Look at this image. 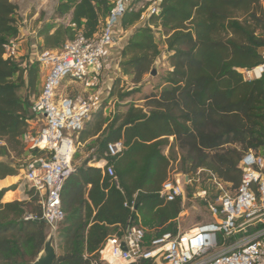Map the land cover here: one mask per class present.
Returning <instances> with one entry per match:
<instances>
[{
	"label": "trees",
	"instance_id": "trees-1",
	"mask_svg": "<svg viewBox=\"0 0 264 264\" xmlns=\"http://www.w3.org/2000/svg\"><path fill=\"white\" fill-rule=\"evenodd\" d=\"M110 8V0H64L56 6L53 21L69 17L70 24L91 38ZM142 11L126 13L121 30L139 24ZM15 12L13 2L0 0V180L27 167L14 161L27 158L22 137L34 118L31 107L38 96L30 101L36 93L38 62L2 57L3 44L19 34ZM156 31L168 53L162 86L145 96L141 107L126 104V110L111 119L102 108L78 134L80 143L96 137L87 149H94L90 159L105 158L108 143L122 141L124 150L108 159L115 180L86 167L87 161L66 179L54 264H100L97 251L103 241L117 225L135 222L137 215L154 231L153 237L176 235L180 203H166L158 196L176 158L181 174L202 170L201 179L212 175L235 190L242 179V158L248 152L264 156V72L252 80L243 75L264 63L260 1L162 0L159 13L132 32L120 53L118 67L134 87L142 84L160 55ZM36 36L42 40L37 46L42 52L60 49L74 32L65 24L42 22ZM123 83L122 78L113 81L109 98L123 102L129 97L117 90ZM24 89L32 95L23 96ZM15 188L0 189V264H33L47 238V225L34 190L26 192L24 200L3 202L4 194ZM131 202L133 212L124 207Z\"/></svg>",
	"mask_w": 264,
	"mask_h": 264
},
{
	"label": "built area",
	"instance_id": "built-area-1",
	"mask_svg": "<svg viewBox=\"0 0 264 264\" xmlns=\"http://www.w3.org/2000/svg\"><path fill=\"white\" fill-rule=\"evenodd\" d=\"M11 1V0H10ZM162 0H110L111 8L97 32L86 38L81 29L67 24L74 38L58 50H44L36 55L43 82L32 102L33 120L22 137L29 163L23 180L39 196L42 220L52 232L64 219L60 193L74 172L73 158L77 136L92 115L100 111L102 78L107 66V50L112 46L122 17L137 5L143 9L139 24L159 13ZM264 13V0H259ZM12 2V1H11ZM146 7V8H145ZM136 11V10H135ZM23 27L16 38L2 46L4 60H16L24 54ZM264 72V63L257 67ZM255 70V69H254ZM253 70V72H254ZM262 72V73H263ZM250 75L252 72H244ZM78 85L74 96L59 95V89ZM40 123L33 133L32 125ZM124 150L122 141L108 143L100 160H89L88 166L101 170L115 180L110 158ZM39 164L38 168L34 165ZM242 179L239 187L223 183L212 175L201 179L195 175L175 174L161 185L159 198L166 203L179 201L184 208L185 193L193 190V198L206 207L212 218L184 233H164L147 241L145 230L130 220L117 225L97 251L100 264H264V156L248 152L241 160ZM204 183V185H202ZM132 212L133 202L124 204ZM26 219H32L27 216Z\"/></svg>",
	"mask_w": 264,
	"mask_h": 264
},
{
	"label": "rangeland",
	"instance_id": "rangeland-1",
	"mask_svg": "<svg viewBox=\"0 0 264 264\" xmlns=\"http://www.w3.org/2000/svg\"><path fill=\"white\" fill-rule=\"evenodd\" d=\"M13 4L16 6V12L14 14V18L17 22V24L20 25V27H23L24 31L25 29H34L38 22H45L48 21L51 25H59V24H65L66 25V19H60L53 21L54 18V11L58 3L63 2L64 0H11ZM137 5L132 8L133 11L137 10ZM142 24H137L135 27H132L128 31V38L132 34V32L138 28L142 27ZM25 34V32H24ZM121 35V33H120ZM27 38V44L30 45V47H27V49L24 51V54L18 58L19 62L27 63H33L36 62V55L39 53L37 44H35L34 39L29 36ZM122 36V35H121ZM120 36V37H121ZM155 42L158 46V49L160 51L159 57L155 60L152 70L150 73L145 75L143 77V81L141 85H138L134 87V85L131 83L130 77H125L124 83L118 85L117 90L121 94L130 93L129 97L125 99L123 102H117L111 98L108 97L106 101H103L102 106L104 109V112L106 113V118L111 119L115 113L117 112H124L126 110L125 105L129 103H133L136 106L143 105V102H140L145 96L149 95L152 92H157L160 86H162V78L168 71V53L166 52L165 43H164V37L159 31H156L154 34ZM155 72V75H152L151 72ZM252 73L250 75H247L246 73H243L246 80H252L256 79L257 76L251 71ZM66 84L63 83L61 88L59 89V95H67V96H74L78 94L80 91L79 87L72 86L70 88H65ZM40 86L35 87V94L32 95V93L29 91L26 92V89L22 91V95H32L30 96V101L32 102L36 95L39 93ZM111 99V100H110ZM91 120V118H90ZM40 123L37 121L31 126L32 132L35 133L39 129ZM169 141H172V138L169 139ZM90 145V144H89ZM85 146H78L73 158V166L76 168L80 165V159L82 158L84 152L86 151ZM25 156V154H24ZM26 157V156H25ZM28 158V157H27ZM25 159L22 163L19 161H14V165H20V164H27L29 163L28 159ZM89 168H92L91 166H88ZM179 159L176 158L174 161L170 163V166L168 168V176H172L175 174H181L179 171ZM25 170H20L19 174L15 176L14 184L16 186L15 190H18L20 192L21 197H25V193L30 191L28 184L23 180ZM10 182V181H9ZM193 190H187L185 193V204L184 208H181V212L176 220L177 223V233H184L192 228H194L197 225L204 224L207 222H210L212 220L209 211L206 207H204L200 201L195 200L193 198ZM135 225H138L142 228H144L146 233L147 241L153 239L154 231L149 229L143 222L142 218L140 217V222L136 220L134 222ZM52 231L47 226L46 228V235L51 233ZM54 234L53 238V245L56 250V255L58 254L57 251V240L55 232H52Z\"/></svg>",
	"mask_w": 264,
	"mask_h": 264
},
{
	"label": "crops",
	"instance_id": "crops-1",
	"mask_svg": "<svg viewBox=\"0 0 264 264\" xmlns=\"http://www.w3.org/2000/svg\"><path fill=\"white\" fill-rule=\"evenodd\" d=\"M45 22L48 23V21H45ZM68 23H69V17L66 18V25ZM41 25H42V22L39 21L38 25L33 30L32 29H25V31H24L25 34L23 32V35H25V39L22 41V49H23V51H25L27 49V47H30V45L27 44V41H28L29 38H27L28 36H26V35L31 36L34 39L35 44H37V46H41L42 45V40L40 38H37V36H36V32L40 28ZM128 32H129L128 30L127 31H123L119 27L117 29L115 40H114L112 46H110V48L107 50V54H106L107 66H106V69L104 70V74H103V78H102V90L100 92V100L102 101V103H103V101H106L108 99L109 91H110V89L112 87L113 81L115 79H117V78L125 79V77L122 75V73H121V71H120V69L118 67V62H119V59H120L121 50H122V48L124 47V45L127 43L128 39H129L128 38V36H129ZM120 33H121L122 36L120 35ZM42 82H43V73H42L41 69H39L38 75H37L36 85L40 86V89H41V86H42ZM72 86L79 87L78 85H72ZM79 89L81 91L80 87H79ZM140 102H143V100H141ZM141 106H139V107H141ZM102 110H103L104 116H106V113L104 112V109H102ZM92 117H93V115H92ZM95 140H96V137H93V138L88 139L84 143H80V142H78V136H77L76 149H77L78 146H82V145L85 146L88 149L90 146H92V144H93V142ZM87 149H86V151L84 152L82 158L79 161L80 165L77 166V167L83 166L85 164V161H87L86 162V167H88L89 160L95 159L94 156L90 159V155H91L92 151H94V149H91V150H87ZM26 157H28V156H26ZM27 159L29 160V158H27ZM13 179H15V177H6L3 180H1L0 181V189L7 188V187H10V186H14L13 185L14 184V180ZM20 195L21 194H20V192L18 190L8 191V192H6L4 194L3 202L4 203H10V202H13V201H21V200L26 199L25 197H21ZM137 218H138L137 221L139 223L140 222V217H138V215H137ZM141 264H151V263L150 262H144V263H141Z\"/></svg>",
	"mask_w": 264,
	"mask_h": 264
},
{
	"label": "water",
	"instance_id": "water-1",
	"mask_svg": "<svg viewBox=\"0 0 264 264\" xmlns=\"http://www.w3.org/2000/svg\"><path fill=\"white\" fill-rule=\"evenodd\" d=\"M263 70L259 72L257 78H259L262 74ZM152 75H155V72H151ZM256 78V79H257ZM25 156H28V153H25ZM35 168L39 167V164L34 165ZM1 181V180H0ZM46 225V222H43ZM54 234L51 232L46 238L43 249L38 254L37 258L33 262V264H54L56 258V250L53 245Z\"/></svg>",
	"mask_w": 264,
	"mask_h": 264
},
{
	"label": "bare ground",
	"instance_id": "bare-ground-1",
	"mask_svg": "<svg viewBox=\"0 0 264 264\" xmlns=\"http://www.w3.org/2000/svg\"><path fill=\"white\" fill-rule=\"evenodd\" d=\"M259 72H260L259 69H255L253 73L257 76V75H259ZM13 180H15V179H13ZM10 194H11V193H10ZM10 194H9V195H10ZM10 199H11V198H10Z\"/></svg>",
	"mask_w": 264,
	"mask_h": 264
}]
</instances>
